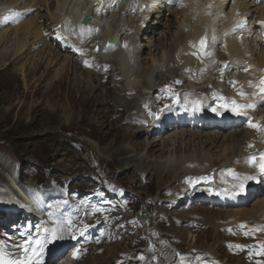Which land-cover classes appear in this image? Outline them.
I'll list each match as a JSON object with an SVG mask.
<instances>
[{
    "label": "bare ground",
    "instance_id": "obj_1",
    "mask_svg": "<svg viewBox=\"0 0 264 264\" xmlns=\"http://www.w3.org/2000/svg\"><path fill=\"white\" fill-rule=\"evenodd\" d=\"M91 1L92 0H0V13L3 6H14L16 8L14 12L21 14L18 20L0 23V63L8 64L11 58L14 59L13 62L25 58L26 62L30 61L32 64L30 71L38 72L42 70L40 74L42 77L48 76L50 72L49 66L51 64L58 65L53 76H51L54 78V81H63V79L68 76L67 70L71 71V68L75 73V77L78 78V87L81 88V81L85 77L84 72L91 73L90 71L82 70L88 65V62L86 65L85 61H83L80 67L67 53L55 47V42L58 41L59 47L67 48L68 52H72L73 46L85 45L86 41H92L90 45V50L93 55L92 59L98 56L99 49H103L104 44H106L109 39H115L117 41L115 46L106 44L109 50L114 47L117 50L122 45L128 44V51H125V53L119 50L117 54L108 55L107 57L112 63H120L122 76L124 77L123 83H121L123 85L122 88H124L121 89L123 92L128 89H126V82L129 83V91L136 90L137 88L142 90L141 95L137 97L132 95L135 98H128L125 94H120L116 89L113 90V100L120 103L121 107L127 108L128 111L124 109V113H128L131 116V112L139 107L143 98H149L151 93H163L159 91L160 89L157 90V86H154V83L159 77H172V74L180 69L174 66V60H178L181 63L182 61L188 62V60L183 57L185 55H190L196 48L201 47L202 51L197 58L198 63L203 62L204 59L205 61H209L211 58L217 61L220 55H222V51L220 50L222 46L219 44V41L224 39L229 41L234 38L231 33L228 35H220L219 31L213 30L218 27V25H214V20L216 18L214 10L220 9L227 11L229 5L227 4V0H219L212 10L205 12H202L198 0H188L189 6L179 11L176 10L182 7L181 4L184 3V0H156L147 5L146 8L141 6L133 11L128 5L129 0H100L101 2L98 4L99 6L97 5L95 10L91 8ZM262 2L264 5V1L262 0H250L249 4H247L246 0L241 1L245 10L247 25L250 26L244 29L246 33V45L252 48L253 53L255 52L256 61L261 66H264V58L261 54L257 55L259 52L257 50L258 45H263V40L260 35L262 26L260 22L264 21V7L260 8L259 6ZM226 4L227 8L225 9ZM20 8L23 10L19 11ZM41 8L45 9V14L40 12ZM97 9H99V11H97ZM87 13H91L92 18L89 25L86 26L78 22L77 19ZM66 15H68V17L63 20V16ZM0 20H3V16H1ZM221 20V15H219L218 22L220 23ZM60 23H62V27L58 28L57 25ZM89 28L93 29V40L85 35ZM206 32H212L217 38L215 39L216 41L211 42L209 45H202V36H204ZM118 42H120V44H118ZM32 45L33 47H31ZM230 45L236 48L234 42H231ZM145 49L149 51V60H146V58L144 59L143 54L146 51ZM28 50H30L29 54L31 52L34 54L28 56L22 55ZM45 55H47L45 57L47 65L42 68V64L39 63V61L44 60ZM7 56H10V58H7ZM212 68L213 67L209 66V69ZM162 69H166V72H162ZM78 72L81 74H77ZM74 80L73 78L71 82L75 83ZM183 82H185L183 79L180 80V83ZM108 93L109 91L105 95H108ZM187 114L188 113H186V115ZM102 121V116L99 117L97 122L92 121L94 130L102 131ZM191 126L192 128L196 127L195 124H191ZM144 130L143 128L138 131L141 132ZM125 131H127L126 134L134 135L132 131ZM239 132V130H236L228 133H219L211 131V129L200 132L182 128L175 132L168 133L165 136L156 137H152L154 136L153 134L146 132L148 139L142 140L147 147L146 156H150L151 153L156 155L157 150L161 149V154L158 158L164 159L152 161L147 164L148 167H144L145 162L143 161V156L133 155V152L138 150L139 147L132 146L129 149L123 148L112 151L111 148L121 143V141L108 149L111 151L113 158L127 155V157L117 161L120 170H130V168H134L135 172L147 173L149 171H155L159 175L168 176L171 180L170 182L168 181V183L172 184L177 178H181L182 175H186L192 172V170H199L202 172L208 168V165L212 167L215 166L216 163L229 165L234 158L241 154L243 141L249 137L248 131ZM193 138H197V141ZM159 146L161 148H159ZM212 146H216L217 149L213 151L211 149ZM186 147L187 149L185 151L184 148ZM155 158H157V156H155ZM220 160L223 161L219 162ZM125 162H128L125 165L129 163L132 164L131 167L125 166V168H123L122 166ZM189 163L195 164L187 167ZM11 164H7L6 170L9 174L6 177L0 174V203L4 204L14 202V190L18 189L21 185V182L17 179V176L20 175L18 169L14 168L13 162H11ZM24 187L28 189L27 193L37 209H41L45 212V220L52 224L53 228H60L62 226V207H57L53 205L52 202H46L44 200L43 190L34 187L33 183L29 182ZM20 189L24 191L22 187H20ZM260 189L261 188H250L247 190L242 195L240 199L241 202L244 204L248 202V200L244 199L245 196L247 198L249 196L251 199L263 198L264 194L258 192ZM58 194L60 198H65L66 196L64 193ZM202 208L203 211H199V213L204 215L202 220L203 226L206 227V225H209L210 229H214L215 232L220 233L218 221L225 220V215L228 216L226 218L227 221L230 217L248 220L262 219V217H264V198L252 205L246 204V206H242L240 209L214 210L207 207ZM28 210L31 212L29 206ZM197 210L194 209L193 211L196 212ZM191 214L192 213L183 214L180 218L186 220ZM0 217H2L1 214ZM8 218L7 222L10 221V216ZM36 224L39 225V221L33 217V212H31L27 227L22 228V230L21 228L19 229L22 234L20 235L21 241L17 243V246L25 243L29 239L34 240L44 236L40 231L38 232ZM232 224H235V222ZM32 225L33 230H31ZM188 229L189 228L185 230V233L181 231H176L174 233L178 238H181L183 233L186 237H189L190 240H194L195 243H198V235H192L190 229ZM150 231L158 232L159 229L151 226L149 232ZM167 232L170 233V231ZM251 232H253V230H251ZM148 238L149 241H154L152 236H148ZM261 239L264 240V235L261 236ZM2 240L3 238L0 237V241ZM63 240L64 238L57 240L54 243L55 247H48L43 257L44 264H70L65 258L66 255L71 251L79 254V250L75 249L76 246L73 243L67 246L63 244L59 247L61 243H64ZM193 246L196 247L197 245L193 244ZM57 248L58 251L56 253ZM122 248V243L106 246V255L104 257L98 258L96 255L90 257L92 258V264H108L109 262H115ZM207 249L214 251L212 246H208ZM89 250L90 249H88L85 254L80 255L81 260L85 262V264H87L86 261L90 259L86 257ZM20 251L22 252V249ZM16 252L17 247L15 253ZM251 260L252 259L249 257H246V264H250L247 261Z\"/></svg>",
    "mask_w": 264,
    "mask_h": 264
},
{
    "label": "rangeland",
    "instance_id": "obj_2",
    "mask_svg": "<svg viewBox=\"0 0 264 264\" xmlns=\"http://www.w3.org/2000/svg\"><path fill=\"white\" fill-rule=\"evenodd\" d=\"M40 12L46 13L44 8H41ZM91 42L86 41V47L89 49ZM119 50L125 53L128 51V46L124 44L117 50H109L104 46L103 49H99L98 56L100 57L97 56L98 59L95 60L86 59L89 55H82V59L88 61L87 70L91 73L84 72L85 77L81 81V88L78 87V78L75 77L71 68L72 72L67 70L68 76L64 78L66 81L64 79L63 81H54L51 76L58 65L51 64L48 76L42 77L40 75L42 70L30 71L32 64L30 61L26 62L25 58L14 62V59L11 58L9 59L10 64L8 62V64L0 63V169L3 177L9 174L6 170L7 164L10 165L13 162L14 168H17L20 174L17 176L21 182L20 187L25 189L24 186L29 182L33 183L34 187L54 183L70 186L80 197L87 196L89 198V203L85 208L90 211L95 208L92 202L97 200L96 196L91 195V190L94 188V177L112 179L130 188L132 192L138 194L139 205L144 201V198H148L150 202L153 201L149 196L155 197L158 202L160 197L165 196V191L171 188L170 185L174 184V187L177 184L178 178L171 184L168 183L171 181L168 176L159 175L155 171L147 172L146 178L141 179L142 172H135L134 168L120 170L117 161L127 155L113 158L108 149L121 141L111 150L139 147L133 152V155L144 157L143 161L146 164L144 167L152 161L164 160L158 158L161 149L157 150L156 155L151 153L150 156H146L147 147L142 140L148 139V136L138 130L145 129V125L149 122L144 121L143 118V120H137L133 125L128 117L129 114L124 113V109L125 111L128 109L121 107L120 103L113 100V90L115 89L130 98L142 93L139 88L136 89V92H130L131 94L121 90L124 89L121 84L124 77L120 63H112L107 57L117 54ZM145 50L144 59L149 60V51ZM29 51L22 55L34 54L33 52L29 54ZM46 56H44V60L39 61L42 68L47 65ZM162 72H166V69H162ZM73 78L75 83L71 82ZM169 81V77H159L154 86L158 88ZM126 89L129 90L128 82H126ZM108 91V95H105ZM171 95L174 96L173 93ZM146 102L147 99L141 100L142 105H145ZM162 105L159 103V106ZM138 111L139 109L132 111L131 116H134ZM101 116L103 117L102 131L98 130V132L94 130L92 121L97 122ZM125 130L132 131L134 135L126 134ZM193 139L197 141V138ZM159 148L161 147L159 146ZM186 149L187 147L184 148L185 151ZM211 149L214 151L217 148L212 146ZM221 161L223 160L219 162ZM126 163L128 162L124 163L123 168L131 167L132 164L125 165ZM216 165L220 164L216 163ZM78 206L77 203L76 207L78 208ZM150 207L161 209L158 204ZM195 209H198V212L203 211L202 207ZM75 214L77 218V213ZM225 217L228 216L225 215ZM183 227H180L179 230L185 233L187 228L183 229ZM191 233L198 235L196 245L200 248L207 249L208 246H212L216 258L223 261L228 259L229 264H244V256L239 260L238 257L226 254L222 245V236L214 229L195 232L192 230ZM182 235L184 236V245L191 244L188 240L189 237L183 233ZM130 246L131 244L122 243L123 248L120 251H124ZM105 255L106 252L102 255L96 254L98 258ZM86 257H91L90 251ZM91 260L92 258L87 260V264H92ZM81 263L85 264L83 261Z\"/></svg>",
    "mask_w": 264,
    "mask_h": 264
},
{
    "label": "snow or ice",
    "instance_id": "obj_3",
    "mask_svg": "<svg viewBox=\"0 0 264 264\" xmlns=\"http://www.w3.org/2000/svg\"><path fill=\"white\" fill-rule=\"evenodd\" d=\"M181 6L183 7V4H181ZM209 7H211V5H209ZM97 11H99V9H97ZM20 13L18 12H14L11 15L5 16L3 17V20H0V23H4L10 20H18L20 18ZM261 25H264V21L260 22ZM87 31L90 33L93 31V29L89 28L87 29ZM201 44H204V40H201ZM86 65H87V61H85ZM177 83H179V81H177ZM254 87H259L260 88V93L264 94V78L261 79L260 84L259 85H255ZM241 95H244L243 92L240 93ZM223 99V98H221ZM193 105V110L194 111H199L201 110V104L199 101H193L191 102ZM233 105H235V107L231 108L230 110L235 114V115H247L246 112L242 111V109L245 108H252L254 107L253 104H244V105H238L236 104L235 101L231 102ZM169 106H165V108H167ZM223 107H225L227 109V105H224ZM214 112L217 111V109H212ZM164 109H161L160 112L158 113H154L153 115L158 119L160 115H162ZM249 127H253V128H260L259 125L257 124H253L251 121H249ZM249 147H251V145H249ZM260 159L259 162L257 164V160H256V156L253 155L251 157H249L248 159V163L250 165H256L260 168V171L262 173H264V153H260L259 154ZM228 174L230 176L233 177L234 180L238 181V183L234 186L236 189H238L240 192H243L245 189V182L250 181V180H254L256 179L255 176L252 175H245L243 177H241L238 173L235 172V170L233 169H228L227 170ZM72 222L70 219L66 220L65 222H63V225L60 228H53L51 230L50 234H47L45 236H42L40 238L37 239H29L27 240L25 243L17 246V252L13 253L10 251H7L6 248L4 247V242L0 241V264H44V253L45 251L48 249V246L52 243H55L57 240L63 239L62 236V232L67 230L68 232L72 231ZM240 227H244L243 225H241ZM48 230H45V232L47 233ZM231 231V230H230ZM245 235H247V233H245ZM72 239H75V236L71 237ZM236 247H242L240 245H236ZM22 249V252L20 251ZM77 255L76 252L73 253V257H75ZM140 259H143V257H140ZM197 259H200L199 257H197ZM184 258L181 257V262L183 264Z\"/></svg>",
    "mask_w": 264,
    "mask_h": 264
},
{
    "label": "water",
    "instance_id": "obj_4",
    "mask_svg": "<svg viewBox=\"0 0 264 264\" xmlns=\"http://www.w3.org/2000/svg\"><path fill=\"white\" fill-rule=\"evenodd\" d=\"M89 20H90V16H86L85 19H84V21H83V23H84L85 25H87L88 22H89ZM110 42H112V43H116V40L113 39V40H110Z\"/></svg>",
    "mask_w": 264,
    "mask_h": 264
}]
</instances>
